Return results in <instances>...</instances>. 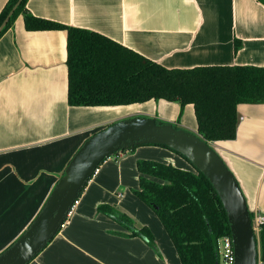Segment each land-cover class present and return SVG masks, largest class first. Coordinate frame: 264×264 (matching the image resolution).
Listing matches in <instances>:
<instances>
[{"label": "crops", "instance_id": "crops-1", "mask_svg": "<svg viewBox=\"0 0 264 264\" xmlns=\"http://www.w3.org/2000/svg\"><path fill=\"white\" fill-rule=\"evenodd\" d=\"M7 0H0V10ZM34 16L92 30L166 68L264 66V5L257 0H27ZM66 30H26L22 15L0 36V253L29 226L76 150L109 124L155 117L195 130L192 104L151 99L117 106L67 102ZM236 136L208 142L264 213V104H239ZM190 169L178 154L140 145L106 158L58 233L27 264H180L154 211L133 192L136 162ZM147 226L159 252L98 207Z\"/></svg>", "mask_w": 264, "mask_h": 264}, {"label": "trees", "instance_id": "trees-1", "mask_svg": "<svg viewBox=\"0 0 264 264\" xmlns=\"http://www.w3.org/2000/svg\"><path fill=\"white\" fill-rule=\"evenodd\" d=\"M257 1L264 5V0ZM16 2H5L0 25ZM26 2L21 0L14 9L0 36L18 15H22L26 30H66L69 105L117 106L164 99L179 103L180 116L184 106L192 104L197 133L210 142L235 138L239 104H264V66L166 68L98 32L34 16L26 9ZM178 123L179 119L174 126L182 128ZM136 168L138 188L132 192L154 211L180 264H216V240L230 235V228L209 179L194 166V170H187L150 159L138 160ZM98 210L122 224L128 235L142 237L159 252L147 226H136L127 214L109 204L100 205ZM249 214L252 218V212ZM259 240L264 259V231Z\"/></svg>", "mask_w": 264, "mask_h": 264}, {"label": "water", "instance_id": "water-1", "mask_svg": "<svg viewBox=\"0 0 264 264\" xmlns=\"http://www.w3.org/2000/svg\"><path fill=\"white\" fill-rule=\"evenodd\" d=\"M20 2L17 0L7 14L0 31ZM140 145H164L184 156L209 179L227 216L234 264H257V245L250 211L232 171L217 151L198 134L149 116L115 121L84 140L68 161L63 175L38 214L26 230L0 253V264H27L32 260L58 233L100 164L116 152Z\"/></svg>", "mask_w": 264, "mask_h": 264}, {"label": "built area", "instance_id": "built-area-1", "mask_svg": "<svg viewBox=\"0 0 264 264\" xmlns=\"http://www.w3.org/2000/svg\"><path fill=\"white\" fill-rule=\"evenodd\" d=\"M251 223L257 245V264H264V259L262 258L260 252L259 240L260 232L264 231V213L253 211ZM216 250L217 264H234V251L231 235L218 237L216 240Z\"/></svg>", "mask_w": 264, "mask_h": 264}, {"label": "rangeland", "instance_id": "rangeland-1", "mask_svg": "<svg viewBox=\"0 0 264 264\" xmlns=\"http://www.w3.org/2000/svg\"><path fill=\"white\" fill-rule=\"evenodd\" d=\"M194 121H196V119L194 118ZM188 131H190V132H193V131H195V130H190V129H188ZM164 148V147H163ZM176 154V153H175ZM179 156V155H178ZM181 157V156H180ZM182 158V157H181ZM183 160H185L184 158H183ZM186 161V160H185ZM187 162V161H186ZM187 164H188V166L190 167V169H187V170H194L193 169V166L189 163V162H187ZM178 167V166H177ZM179 168H182V167H179ZM182 169H186V168H182ZM260 252H261V250H260Z\"/></svg>", "mask_w": 264, "mask_h": 264}]
</instances>
